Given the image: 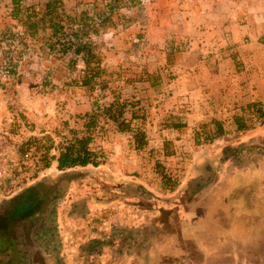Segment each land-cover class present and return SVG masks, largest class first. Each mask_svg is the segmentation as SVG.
<instances>
[{"label":"rangeland","instance_id":"obj_1","mask_svg":"<svg viewBox=\"0 0 264 264\" xmlns=\"http://www.w3.org/2000/svg\"><path fill=\"white\" fill-rule=\"evenodd\" d=\"M54 1L59 3V17H53L57 33L43 6L28 13L36 18L44 14L49 20L38 27L29 24L32 32L27 37L10 22L4 21L6 27L0 29V65L6 61L13 67L8 79L0 72V209L26 189H45L44 195L39 193L49 210L39 214L23 236L41 249L51 244L55 256L61 253L57 264H264V222L248 231L225 230L228 225L211 224L224 219L223 213L207 214L209 223L200 233L210 237H203L204 247H198L193 239L184 238L183 226L164 208L172 206L174 196L158 198L139 182L127 186L121 173L110 174L101 165L107 155L98 154V166L64 171L57 168V161L47 168L44 160L52 143L50 155L60 154L62 130L73 138L69 125L75 123L64 115L73 95L86 91L102 105L109 86L143 76L144 62L150 64L148 74L154 75L155 64L184 62L183 52L190 49L224 45L225 28L233 31L236 23L260 28L264 17H240L242 10L250 13L256 8L249 0H221V6L210 0ZM23 14L16 18L23 21ZM16 33L19 36L13 37ZM82 41L94 43L105 69L92 89L79 83L84 57L74 50ZM161 51L168 53L167 58ZM260 155L263 152L252 155V160ZM164 172L170 188L178 187L174 174L178 172ZM25 173L28 178L22 182ZM260 201L264 204V197ZM140 223L146 226L128 230V225Z\"/></svg>","mask_w":264,"mask_h":264},{"label":"crops","instance_id":"obj_2","mask_svg":"<svg viewBox=\"0 0 264 264\" xmlns=\"http://www.w3.org/2000/svg\"><path fill=\"white\" fill-rule=\"evenodd\" d=\"M210 1L221 6V0ZM249 1L256 8L250 13L242 10L240 17H264V0ZM53 2L0 0V29L6 27L4 21L10 22L14 30L21 29L20 33L27 37L32 32L29 24L38 27L40 21L46 22L50 17L49 13V17H31L28 12L39 6L48 12L47 6ZM230 3L240 7L237 1ZM21 11L26 12L23 21L16 18ZM234 26L238 28L222 30L227 37L224 45L190 49L183 52L184 62L157 63L154 75L148 74L152 70L144 62L140 66L144 68L142 77L126 78L107 88L101 105L103 112L96 111L98 102L86 91L73 95L64 110L70 124L75 123V127L69 125L71 136L91 135L90 148L107 155L101 165L110 174L121 173L127 186L139 182L146 193L155 192L158 198L174 196V202L169 200L172 206L164 208L183 226L184 238L193 239L198 247H204L203 237H210L209 233H200L209 223L207 214L223 213L224 219L211 224L222 223L226 228L228 225L225 230L248 231L264 222V204L260 201L264 197V118L258 119L251 109L255 104L264 108V25ZM16 36L19 34L13 35ZM161 53L167 58L166 51ZM109 107L115 116L121 107L122 116L110 118L106 113ZM91 117H98L100 122L88 129L86 122ZM238 118H247L248 127L240 128ZM140 133L145 136L141 146L137 141ZM258 152L263 155L252 160L251 156ZM136 170L139 173L132 174ZM165 170L178 172L174 173L178 187L171 189L165 182ZM112 179L114 184V176ZM37 190L45 194V189ZM146 208L142 210L145 215ZM48 210V202L44 201L38 212L21 222L12 239L0 241V264L61 261V253L55 256L51 244L47 252L46 247L41 249L23 236L28 225ZM134 226L144 228L146 223L130 224L128 230Z\"/></svg>","mask_w":264,"mask_h":264},{"label":"trees","instance_id":"obj_3","mask_svg":"<svg viewBox=\"0 0 264 264\" xmlns=\"http://www.w3.org/2000/svg\"><path fill=\"white\" fill-rule=\"evenodd\" d=\"M16 3H18L21 0H14ZM132 2V1H131ZM59 3H56L54 1L53 3L48 4V13L50 14V17H52V26L54 27V32L57 33L58 25L55 23V19L53 17H59L58 13V5ZM61 4V3H60ZM103 22V21H102ZM141 38V36H140ZM83 40V39H82ZM141 40V39H140ZM81 45L74 50V53L76 55L83 54V63H84V69L81 70L82 77L79 81V83L88 88H94V85L96 81L102 77L103 73L105 72V69L100 65V59L98 55L96 54L94 43L91 41H82ZM72 64L76 66V62L73 61ZM12 76V75H11ZM251 109L253 110L255 116L260 119L264 118V108L260 107L258 105H252ZM105 112V111H104ZM106 113L109 115L112 119H117L118 117L122 116L123 109L121 107L118 108V115L115 116L112 114V108L109 107L106 109ZM98 115V114H97ZM98 117H91L88 122H86L88 129L92 128L96 122ZM247 118L239 119L237 120L240 128H247L248 124L246 122ZM252 119V118H250ZM144 134L140 133L138 136V145L141 146L144 144ZM91 135H86L84 137H73L68 143H65L62 148L59 155H50V150L55 148L54 144L50 147H48L47 152H45L44 160L46 167L49 168L52 166L53 161L58 162L57 168L60 171L69 170V169H75L79 167H86L90 164L94 166H98L100 164V161L98 160L99 155L92 151L90 148L91 143ZM164 180L167 182L168 185H170V181L167 178L166 175H164Z\"/></svg>","mask_w":264,"mask_h":264},{"label":"flooded vegetation","instance_id":"obj_4","mask_svg":"<svg viewBox=\"0 0 264 264\" xmlns=\"http://www.w3.org/2000/svg\"><path fill=\"white\" fill-rule=\"evenodd\" d=\"M37 191V188L26 189L25 191L21 192L17 197H15L13 201L8 202L5 206H3L2 209H0L1 222L5 217H7V215L12 211V209H14L15 202L23 198L22 201L18 202V208H20V213L18 217H16L13 221L12 226L0 231V241L2 239L8 240L9 238H11V236H8V234H14V231L17 229V227L23 224L21 222H24L29 217H31V215L40 210V207L42 206V203L45 199L41 195H38L40 193ZM25 195L28 196L26 197Z\"/></svg>","mask_w":264,"mask_h":264},{"label":"built area","instance_id":"obj_5","mask_svg":"<svg viewBox=\"0 0 264 264\" xmlns=\"http://www.w3.org/2000/svg\"><path fill=\"white\" fill-rule=\"evenodd\" d=\"M12 66L10 64H7V62L5 61L4 64L0 65V72L2 75L3 79H8L11 77L12 75ZM102 106L98 105L96 107V111L97 112H101ZM96 125H98V120H96ZM59 138L62 141V144L64 145L65 143H68L72 138L70 137L69 131L67 129H64L60 132ZM26 156H28V154H26ZM22 182H24V180H26L28 178V173L22 174ZM10 178V182L14 183L15 182V175H12L9 177ZM0 180H2V174L0 173Z\"/></svg>","mask_w":264,"mask_h":264},{"label":"water","instance_id":"obj_6","mask_svg":"<svg viewBox=\"0 0 264 264\" xmlns=\"http://www.w3.org/2000/svg\"><path fill=\"white\" fill-rule=\"evenodd\" d=\"M26 196V195H25ZM28 196V195H27ZM26 196V197H27ZM22 199H19L15 202L14 209L0 222V231H2L5 228H9L16 217H18L20 213V208H18V202L22 201Z\"/></svg>","mask_w":264,"mask_h":264}]
</instances>
